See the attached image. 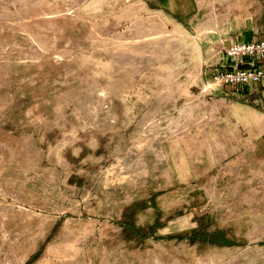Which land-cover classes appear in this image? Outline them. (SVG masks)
Returning <instances> with one entry per match:
<instances>
[{
	"label": "rangeland",
	"instance_id": "rangeland-1",
	"mask_svg": "<svg viewBox=\"0 0 264 264\" xmlns=\"http://www.w3.org/2000/svg\"><path fill=\"white\" fill-rule=\"evenodd\" d=\"M263 39L264 0H0V264H264V83L215 78Z\"/></svg>",
	"mask_w": 264,
	"mask_h": 264
},
{
	"label": "built area",
	"instance_id": "built-area-1",
	"mask_svg": "<svg viewBox=\"0 0 264 264\" xmlns=\"http://www.w3.org/2000/svg\"><path fill=\"white\" fill-rule=\"evenodd\" d=\"M226 54L233 59H245V66L225 70L215 76L217 81L227 85H252L264 83V39L259 41H237L226 48Z\"/></svg>",
	"mask_w": 264,
	"mask_h": 264
},
{
	"label": "trees",
	"instance_id": "trees-1",
	"mask_svg": "<svg viewBox=\"0 0 264 264\" xmlns=\"http://www.w3.org/2000/svg\"><path fill=\"white\" fill-rule=\"evenodd\" d=\"M191 238H200L201 240H211V241L219 240L218 242H221V243L227 242L223 238L221 233H201L199 232V230L193 233V236Z\"/></svg>",
	"mask_w": 264,
	"mask_h": 264
}]
</instances>
